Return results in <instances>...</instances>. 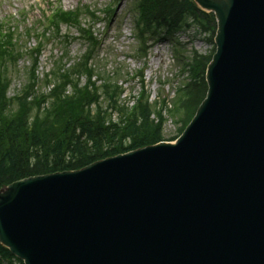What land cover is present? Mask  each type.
Instances as JSON below:
<instances>
[{"label": "water", "instance_id": "obj_1", "mask_svg": "<svg viewBox=\"0 0 264 264\" xmlns=\"http://www.w3.org/2000/svg\"><path fill=\"white\" fill-rule=\"evenodd\" d=\"M216 24L207 91L175 142L0 190L23 264H264V0H193Z\"/></svg>", "mask_w": 264, "mask_h": 264}, {"label": "trees", "instance_id": "obj_2", "mask_svg": "<svg viewBox=\"0 0 264 264\" xmlns=\"http://www.w3.org/2000/svg\"><path fill=\"white\" fill-rule=\"evenodd\" d=\"M137 2L138 9L142 10L139 24L144 30L165 31L171 35L190 28L207 34L215 30L214 17L198 10L191 0ZM82 12L92 22L99 20L87 7L83 11L77 8L74 12L59 10L55 14L50 26L53 29L51 39L46 42L58 39V25L64 23L79 29L87 41L86 53L78 58V63L68 68L57 66L43 75L45 86L53 83V88L46 95L36 91L39 79L35 75V55L38 56L39 51H29L19 36L14 37V32L0 40V189L28 177L78 170L108 156L161 141L164 109L171 119L181 124L177 129L178 135L204 98L203 72L208 58H200L201 55L194 53L191 60L183 62L182 72H189L190 79L178 86L171 109L166 108L164 100L159 107L156 102L151 105L144 91L132 106L120 104L121 91L116 83L112 78H106L105 71L96 68V62L90 61L94 58L98 42L89 30H80ZM103 13L107 19L112 16L110 8ZM144 44L142 40L141 47ZM24 56L33 63L32 68L26 71V85L20 94L8 97L10 72ZM82 77L86 81L80 86ZM92 77L97 78L101 85L96 86ZM112 112L118 115L116 122L111 120ZM152 115L157 122L151 119ZM120 137L127 139L129 146L117 148L111 145L115 138ZM5 253L8 251L0 246V259L6 260Z\"/></svg>", "mask_w": 264, "mask_h": 264}, {"label": "rangeland", "instance_id": "obj_3", "mask_svg": "<svg viewBox=\"0 0 264 264\" xmlns=\"http://www.w3.org/2000/svg\"><path fill=\"white\" fill-rule=\"evenodd\" d=\"M53 4H60L64 10H73L77 5L79 7L88 6L92 9L102 8L112 0H50ZM137 0H123L116 5V16L114 22L110 25L107 32L103 31V26L100 25L99 31L104 36L103 46L98 50L96 56L97 69L100 71L112 70L114 67H120L118 84H121L123 89L122 101L131 102L132 97H138L140 93L139 79L133 78L135 72L143 71L144 82L143 86L146 89V94L151 102L158 100L159 96L172 104L175 99L177 83L180 81L181 62L177 57L193 55V52L205 54L209 49L207 41V33L196 32L194 28L181 30L172 35L161 36L158 42L153 43L146 53V58L141 57L136 59H127V56L132 54V18L137 10ZM49 4L47 0H0V19L7 17H17L19 12L24 15V24L20 22L19 27L15 32L22 33L24 46L30 50L34 48L43 50L38 55L37 74L40 76L49 71L52 66V59L58 58L62 51H66L64 59L60 60L62 65L69 66L71 60L83 52V48L78 42L70 43L69 45L61 44L66 42L63 36L60 40L53 44H45L43 39L40 41L39 35L43 32L46 26L44 14L47 13ZM61 35L70 34L75 36V31L65 25L59 27ZM51 32V31H50ZM49 32V33H50ZM47 31H44L45 38L49 36ZM38 38V39H37ZM49 39V38H48ZM156 45V46H155ZM162 46L159 48L158 46ZM174 48V49H173ZM31 66L30 59L22 57L15 69H12L11 85L8 90V96L16 94L27 81L26 71ZM52 69V68H51ZM129 74V78L124 77ZM47 91V90H46ZM165 121L161 127V135L164 140H169L175 136L177 125L173 120L168 118L167 113L164 114ZM151 119H153L151 117ZM130 142L123 138H115L111 145L120 147L129 146ZM6 261L1 264H19L10 253H5Z\"/></svg>", "mask_w": 264, "mask_h": 264}, {"label": "bare ground", "instance_id": "obj_4", "mask_svg": "<svg viewBox=\"0 0 264 264\" xmlns=\"http://www.w3.org/2000/svg\"><path fill=\"white\" fill-rule=\"evenodd\" d=\"M191 2L195 5L193 0H191ZM137 9H138V7H137ZM111 11H112V16L108 17L109 27L114 22V19L116 16V5L111 7ZM141 12H142L141 9L137 10L135 13V16L132 18V22H133V28L131 29L132 43H133L132 49H139L142 46V40L145 41L144 45L153 46V43L158 42L156 40H159L161 38V36L164 35V38H165V37H168L167 35H171L165 31L156 30V31L151 32L150 29H146V28L144 30L143 25L139 24V21L142 19L141 18ZM109 27H108V29H109ZM92 28L98 29V27L95 25H93ZM89 30H92V29L89 28ZM195 31L198 32L197 30H195ZM215 35H216V29L213 31V33L211 32V33L207 34V37H208L207 41L209 42L208 44L210 46V49L205 54L201 55V54H198L196 52H193V53H196L198 55H201L200 58H204V57L208 58V61L205 63V69L203 72V80H204L205 86H206V82H205L206 68L208 67L209 64L212 63L213 58H214L213 56L215 55V45H214L215 44V42H214ZM209 40H211V42ZM158 47L161 48L162 46L160 45ZM193 55H191L190 57L182 56V55L180 57H177L178 61L181 62V68H180V72H179L180 81H179V83H177L176 90L181 83L186 82L190 79L189 78V72H187V71L182 72V65H183L184 61L191 60ZM141 75H143V73H141ZM206 91H207V86H206V90H205V95H206ZM174 92H176V91H174ZM205 95H204V98H205ZM204 98L202 99V101L204 100ZM55 173H58V172H55ZM55 173H50V174H55ZM50 174H46V175H50ZM40 176H43V175H40ZM24 179H26V178H24ZM24 179H21V180H24ZM17 181H20V180H17ZM17 181H15V182H17ZM3 261H6V260L0 259V264Z\"/></svg>", "mask_w": 264, "mask_h": 264}]
</instances>
